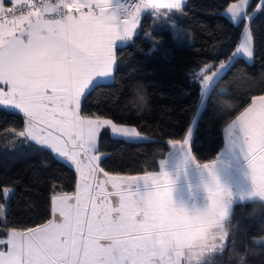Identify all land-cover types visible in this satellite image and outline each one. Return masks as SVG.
I'll use <instances>...</instances> for the list:
<instances>
[{"label":"snow or ice","instance_id":"obj_1","mask_svg":"<svg viewBox=\"0 0 264 264\" xmlns=\"http://www.w3.org/2000/svg\"><path fill=\"white\" fill-rule=\"evenodd\" d=\"M249 0L227 8L233 24L250 19ZM182 0H0V108L23 115L17 133L25 142L75 169L74 192L53 186L51 218L36 226L6 229L0 238V264H182L178 246L158 239L155 229L171 202L167 173L144 176L111 175L101 167L97 140L101 130L125 139L143 138L136 127L95 115H84L81 101L98 81L110 77L116 61L117 41H131L146 9L179 11ZM264 11V0L257 5ZM156 51V49H152ZM253 56L248 23L228 62L238 55ZM217 76L204 75L201 100L212 90ZM195 121V116H194ZM228 142L239 148L248 169L251 190L241 201L264 198V95L227 125ZM190 125L182 142L188 147ZM213 163L203 165L210 172ZM102 174V175H101ZM110 186V188H109ZM149 187L151 190H149ZM11 189H5L7 198ZM229 215L232 194L223 188ZM115 197L116 199H113ZM0 204V214L3 212ZM225 237L220 239L222 247ZM218 245L206 246L215 251Z\"/></svg>","mask_w":264,"mask_h":264},{"label":"trees","instance_id":"obj_2","mask_svg":"<svg viewBox=\"0 0 264 264\" xmlns=\"http://www.w3.org/2000/svg\"><path fill=\"white\" fill-rule=\"evenodd\" d=\"M237 1L184 0L179 11L146 9L141 14L133 39L115 49L111 80L98 83L81 101L82 114L136 127L146 138L113 137L108 127L103 128L97 150L105 171L134 175L157 170L168 143L182 141L190 125L193 160L204 163L218 156L222 128L253 97L264 94V11L252 13L260 0H249L250 19L233 24L223 11ZM245 23L253 36L252 58L236 56L216 76L201 105V78L229 61ZM136 82L146 87V106L129 103ZM223 100L231 101V107H222ZM22 128V114L0 108V204L4 205L0 238L7 228L46 222L53 186L71 193L75 185V169L50 150L25 142L17 135ZM5 188L12 190L7 198ZM227 223L230 231L224 246L199 264H264V206L236 201Z\"/></svg>","mask_w":264,"mask_h":264},{"label":"clouds","instance_id":"obj_3","mask_svg":"<svg viewBox=\"0 0 264 264\" xmlns=\"http://www.w3.org/2000/svg\"><path fill=\"white\" fill-rule=\"evenodd\" d=\"M131 91L133 97L129 103L133 107L147 105L146 87L142 82L134 83ZM221 106L230 108L231 101L223 100ZM205 171L206 177L192 186L193 191L202 194L201 201L171 200L155 229L158 239H170L178 246L182 264H199L200 254L206 251V246L217 244L230 231L229 215L223 218L220 215L225 208L223 186L213 171ZM250 200L264 206V198L253 196Z\"/></svg>","mask_w":264,"mask_h":264},{"label":"crops","instance_id":"obj_4","mask_svg":"<svg viewBox=\"0 0 264 264\" xmlns=\"http://www.w3.org/2000/svg\"><path fill=\"white\" fill-rule=\"evenodd\" d=\"M2 2L5 5L9 4V0H2ZM260 2L261 0L259 1V3ZM136 3H139V0H136ZM183 3H184V0H182V4ZM227 8L223 11V14L227 16L228 18H230V16L227 14V11H226ZM256 8L257 6L255 7L252 13L256 11ZM125 42L117 41L116 43L118 44V46H121ZM238 56H241L245 60L249 61V59L244 57L242 54ZM111 78H112V74L110 77L100 79L98 83L109 82ZM251 102H252V99L250 100L249 104L245 108H247L251 104ZM244 109L242 111H244ZM239 114H237L232 120H234ZM231 121L228 122L222 128V147L218 154V156H221L222 158H226L227 161H219V160L212 161L214 165L212 171L217 177L220 184L223 186V188H225L227 191H229L232 194V200H231V204H232L236 201H241L240 196L242 194H246L247 192L251 190V184H250V179L248 178V175H247L248 169L246 167V162L239 148L232 146L226 138L227 136L226 128H227V125L231 123ZM108 130L113 137H119V136L113 135L111 133L110 128H108ZM142 137L143 138H130L126 140L139 141V140L146 139L144 136ZM119 138H122V137H119ZM161 162L163 163V171L167 173L168 178L171 181L170 188H171L172 200L174 202L185 201L188 203H199L202 199V194L199 192L193 191L192 186L196 185L203 178L206 177L207 173L203 165L206 163H209V161L204 162V163H196L193 160L192 156L191 158H189V150L186 149L183 145H175V144H172V142H169L168 151L166 152L165 156L159 160L158 169L155 171H151V173H156V174L160 173ZM148 173L150 172L134 174V175H119V176H144V175H147ZM111 175H118V174H111ZM76 181H77V174H76L74 189L72 192L75 191ZM149 190H151L150 187H149ZM113 199H116V198L113 197ZM244 200H249V199L245 198ZM230 206H229V209H230ZM50 218H51V198H50ZM4 238H6V235Z\"/></svg>","mask_w":264,"mask_h":264},{"label":"rangeland","instance_id":"obj_5","mask_svg":"<svg viewBox=\"0 0 264 264\" xmlns=\"http://www.w3.org/2000/svg\"><path fill=\"white\" fill-rule=\"evenodd\" d=\"M238 2V1H237ZM235 3V2H234ZM144 11H142V13H143ZM141 13V14H142ZM219 68H220V66H218L214 71H212V73L213 72H216L217 73V75L220 73L219 72ZM212 73L210 74V75H212ZM203 79V77L201 78V80ZM201 80H200V94H201ZM200 99H201V95H200ZM5 189H8V188H5ZM4 189V190H5ZM2 215V214H1ZM225 239H226V237H225ZM225 239H224V241H223V244H222V247L224 246V243H225ZM257 240L259 241V242H262L263 241V239L262 238H257ZM217 245H218V247H217V249L215 250V251H205L204 253H202V254H200V257H199V262H201V261H203L207 256H209L210 254H212V253H214V252H217L218 250H220L222 247L221 246H219L220 245V241H217Z\"/></svg>","mask_w":264,"mask_h":264},{"label":"built area","instance_id":"obj_6","mask_svg":"<svg viewBox=\"0 0 264 264\" xmlns=\"http://www.w3.org/2000/svg\"><path fill=\"white\" fill-rule=\"evenodd\" d=\"M121 2L129 3V4H135L136 3V0H121ZM214 160L227 161L226 158H222L221 156H217L214 159L210 160L209 162H212Z\"/></svg>","mask_w":264,"mask_h":264}]
</instances>
